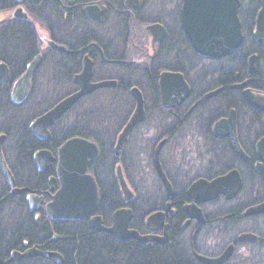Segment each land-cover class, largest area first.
<instances>
[{"label": "flooded vegetation", "instance_id": "flooded-vegetation-1", "mask_svg": "<svg viewBox=\"0 0 264 264\" xmlns=\"http://www.w3.org/2000/svg\"><path fill=\"white\" fill-rule=\"evenodd\" d=\"M192 1L198 39L231 47L219 58L194 49L185 0H0V143L14 184L0 168V264H264V212L247 215L264 204V0ZM162 74L182 75L186 95L164 96ZM133 90L144 119L119 159ZM74 138L99 149L88 167L99 202L55 219L59 151ZM226 177L227 189L207 188Z\"/></svg>", "mask_w": 264, "mask_h": 264}, {"label": "water", "instance_id": "water-1", "mask_svg": "<svg viewBox=\"0 0 264 264\" xmlns=\"http://www.w3.org/2000/svg\"><path fill=\"white\" fill-rule=\"evenodd\" d=\"M192 0H185V8L183 12L184 17V29L189 36L190 41L193 44L194 49L197 53L206 58H219L221 53L231 49L230 46L222 48L220 42L203 41L198 39L197 32L194 31ZM207 20V18H206ZM204 29H206L204 25ZM237 44V43H235ZM211 45H213V53H211ZM89 77V76H88ZM180 86L184 88L183 96L186 95V85L182 75L174 74H162L160 79V87L164 96L166 92L173 94V98L180 89ZM109 87L108 83H101L98 85H88L81 89V91L57 105L52 111L46 114L39 121L42 122L41 126H48L53 124L62 114L69 110L82 96L88 95L95 90ZM172 91V92H171ZM19 89L16 87L14 94H18ZM132 94L136 99L135 111L132 118L120 134L117 145L114 150L116 158H121L124 144L126 143L132 130L138 125L139 122L144 119V101L142 95L138 90H133ZM260 148L264 147V141L260 143ZM99 156V149L97 145L92 142L81 138H74L68 140L59 151V165H58V177L61 184V189L54 196V200L47 207L48 212L55 219L60 220H80L87 218L97 208L99 202L98 188L95 179L89 175L88 167L94 163ZM157 170L161 176V179L166 182L164 173L157 162ZM0 168L3 171L10 187H13V177L8 170L5 161L1 154V143H0ZM264 179V169L260 170ZM117 176L120 182V186L123 194L125 195V201L131 200L133 194L129 190L127 183L123 177L122 169L119 166L117 168ZM222 178L213 183V187L207 188L213 189V191H223L227 189L225 186H216L222 182H226L227 179ZM199 185H194L190 188L189 194H196V190ZM211 191L208 193L210 194ZM264 212V204L250 209L247 215L258 214ZM120 226L119 223L116 224ZM123 229V228H122Z\"/></svg>", "mask_w": 264, "mask_h": 264}, {"label": "trees", "instance_id": "trees-1", "mask_svg": "<svg viewBox=\"0 0 264 264\" xmlns=\"http://www.w3.org/2000/svg\"><path fill=\"white\" fill-rule=\"evenodd\" d=\"M108 158H111V162H114L113 160V155L112 153H109L108 155H106ZM97 245V244H96ZM95 248V243L94 244H91V249H94ZM92 254H95L94 250L92 251Z\"/></svg>", "mask_w": 264, "mask_h": 264}]
</instances>
